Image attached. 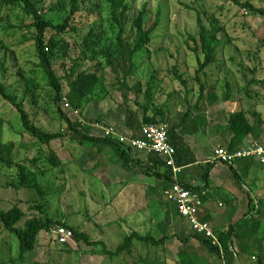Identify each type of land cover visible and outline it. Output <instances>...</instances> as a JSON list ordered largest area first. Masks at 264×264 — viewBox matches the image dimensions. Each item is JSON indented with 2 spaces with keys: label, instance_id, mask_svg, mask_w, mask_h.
Wrapping results in <instances>:
<instances>
[{
  "label": "rangeland",
  "instance_id": "rangeland-1",
  "mask_svg": "<svg viewBox=\"0 0 264 264\" xmlns=\"http://www.w3.org/2000/svg\"><path fill=\"white\" fill-rule=\"evenodd\" d=\"M58 1L47 0L46 6L50 7ZM239 1L242 6L228 0H129L132 8L131 18H136L138 13L146 7L151 19L161 12L163 22L155 34L154 44L149 53L141 54L136 59L140 68L139 73L127 82L130 87L140 84L141 93L130 94L128 104L125 105L122 94L117 89L118 84L112 70L107 68L100 72L101 76L107 78L106 88L109 95L105 100L95 101L89 105L84 117L80 115L86 124L91 126V135L103 137L105 133L102 131L107 128H113L122 133L127 109L138 111L142 118L144 113L135 102L138 99L142 105L146 104L145 92L153 76H156L159 88L164 90L162 95L161 93L157 94V104L163 105L166 102L170 108L175 110L179 108L189 110L192 108L191 106L195 105L200 91L199 83L195 80L198 62L197 58L189 52L186 42L190 35L198 34L199 19L210 29L222 30L218 35V38L223 42L218 63L207 70V76H201L202 82H208L209 86L215 90V95L219 100L211 110V117L219 122L221 129L226 128L232 114L244 111L248 113L252 124L263 129L264 17L254 14L243 5L250 4L258 10H264V0ZM81 9L82 13L78 16L80 30L76 34L65 35V39L71 45L70 54L73 59L79 56L84 39L93 26L104 33L103 44L105 46H114L119 34V30L112 23L110 6L104 1L85 0ZM91 11L96 13L91 14ZM6 15L8 18L5 22L10 21L11 26L15 29L6 31L7 25L3 23L0 26V41L3 42V46H0V62H4L6 53L4 46L11 48L16 60L6 62L8 72L3 73L0 69V81L7 87H13L21 100L25 86L19 84L21 81L19 73H22L26 78L35 77L36 83L41 85L38 92L39 102L37 105L32 104V97L29 96L25 101L27 111L35 120L36 125L44 131L63 132L67 125L61 120V115L57 113L54 105L55 92L46 85L43 75L38 74L35 69V65L38 64L34 39L36 30L29 28L33 24L32 17L21 10L14 13L2 10L1 16L5 17ZM44 16L46 19L60 24L64 22L67 14L66 12L60 14L47 12ZM51 36V34H47L48 38ZM101 62L106 65L103 59ZM67 64L72 66L70 60L67 61ZM94 67L95 63L87 62L84 69L90 70ZM175 67L186 75L190 88H192L188 100L181 82L176 80L173 73ZM171 94L173 97L169 98ZM227 95L232 97L230 103L224 101ZM61 110L73 122H79V118L66 108L64 102L61 104ZM0 123L2 125L1 142L4 146L13 145L11 157L17 163L22 162L31 171H35L36 168L31 164V161L37 158L39 159L38 168L48 169L50 165L47 158L51 151L63 163L62 168L53 169L45 178H40V182H47V186L46 184L42 186L45 194L42 197L36 191L16 190L8 187V184L17 178L19 170L16 167L9 168L0 164V213L8 212L19 206L27 217L31 218L39 214L32 208L36 205H43L46 214L54 221L64 222L76 228L85 226L93 237V241L103 242L106 245V248H93L85 243H77L74 238L68 245L63 246L56 242L55 231L42 232L40 234L41 241L48 246L50 253L44 262L41 261L38 264H80L81 255L85 249L89 251V256L96 254L97 257L105 258L108 257L107 252L117 251L124 244L125 239L134 232L142 236L151 234L156 239H161L166 234L175 236L166 242L165 246L156 249L146 248L138 242L135 244V253L143 258H148L152 264H180L181 260L188 255L198 260L196 264L215 263L214 259L207 258L206 252L196 240L191 242L188 247L183 243L180 237L182 235L181 227L174 229V224L168 225L167 221L163 222L165 217L167 218V212H170L178 221H182L176 206L164 196L159 195L155 201L156 205L151 204L148 209L136 206L129 212L128 208L117 207V201L113 202L112 196L117 191L116 187L80 186L76 180L74 182L67 180L71 172L67 171L68 168L77 166V164L83 166L88 161L86 154L96 153L100 146L72 143L69 136L54 142L50 147L38 146L35 140L24 134L18 112L4 101L1 95ZM93 129L96 130L95 133L92 132ZM215 131L217 130L214 129ZM223 137L225 138V136ZM211 144L214 147H226L225 142H211ZM105 152L111 153L114 150L108 148L105 149ZM137 156L146 159L149 157L145 153H138ZM5 157L9 158L10 156L6 153ZM249 161L253 162V160H245V162ZM237 166L239 165L234 168L218 166L211 170L210 182L211 186H215L216 202L225 204V208L216 207L219 212L228 213L232 209L234 201H238L240 205L244 206L241 207L234 225L245 219L257 221V207L260 203V200L257 199V189H262L264 195V167L258 161L254 162L251 170L247 172L244 169L238 170ZM63 168H66V172L62 171ZM203 169L207 168L203 167ZM183 176V174L178 175L174 179L180 180ZM154 181L150 178L151 183ZM142 211L144 213L141 215ZM136 215H139L138 218ZM145 215L149 218V224L148 228L144 227L142 230L132 221L133 218L139 221ZM122 220H127V222L123 223ZM209 225L214 229V226ZM79 245L81 249H79ZM19 250L17 237L0 223V264H22L19 260ZM138 258L136 257V259ZM118 262L120 264H135L134 259L127 253L121 255Z\"/></svg>",
  "mask_w": 264,
  "mask_h": 264
},
{
  "label": "trees",
  "instance_id": "trees-1",
  "mask_svg": "<svg viewBox=\"0 0 264 264\" xmlns=\"http://www.w3.org/2000/svg\"><path fill=\"white\" fill-rule=\"evenodd\" d=\"M46 1L0 0V26L3 23L7 25L6 31H12L15 28L11 26L10 21L5 22L8 16L2 17V10L11 13L21 10L29 17H32L33 24L29 28L36 30L34 39L38 64L35 65V69H37L38 74L43 75L46 85L55 92L54 105L57 113L61 115V120L66 122L67 125L66 130L60 133H49L36 125L35 120L26 109L25 101L31 96L32 104L37 105L39 102L38 92L41 85L36 83L35 77L26 78L22 73H19L21 77L19 84L25 86L21 100L16 91L13 90V87H7L1 81L0 95L4 101L18 112L24 134L35 140L38 146L43 147H50L54 142L63 140L69 136L72 143L100 146L97 152H103L105 149L111 148L123 163L124 169L129 170L132 168L135 170L136 167H139L149 177L164 181L167 186H172L174 183L173 172L163 163L159 156L150 154L146 163H143V165L141 162L137 163L132 156V153L135 151L131 148L111 138L91 135L92 128L89 124L83 126L78 121L73 122L61 110V104L64 102L65 105L69 104L74 111H78L84 117V113L89 105L95 101L101 102L105 100L109 95V91L106 88L107 78L101 76L100 72L107 68L113 72L118 84L117 89L122 94L125 105L129 103L130 94L141 93L140 84L130 87L127 81L130 78L136 77L139 73L140 68L136 59L141 54L149 53L150 48L153 46L155 34L163 22L162 13L158 12L151 19L150 13L145 7L138 13L136 18H131L132 8L129 0H102L110 6L112 23L119 30L117 43L114 46H105L103 44L104 33L99 31L96 26H93L88 36L84 39L79 56L73 59L70 54L71 45L65 39V35H73L80 30L81 26L78 22V16L82 13L81 6L85 0H59L50 7L46 6ZM228 1L242 6L239 0ZM243 7L254 14L264 17V10H258L250 4L243 5ZM47 12L56 14L66 12L67 16L63 23L56 24L52 20L45 18L44 15ZM90 13L95 14L96 12L91 11ZM198 27V34L190 35L186 42L189 52L197 58L198 62L195 80L199 83L200 91L196 112L189 110L186 114H178L177 118L165 116L164 112L168 104H157V94L161 93L162 95L164 90L157 86L156 76H153L145 92L146 104L142 105L138 99L135 102L137 107L143 111V117H140L138 111L127 109L125 111V126L121 130L124 135L141 139L142 128L145 125L167 124L169 126V141L176 150V163L180 168H186L196 163V159L186 143L185 137H193L202 131L203 114L208 111L209 107H214L219 102L215 95V90L209 86L208 82H202L201 76H207V70L218 63L219 54L223 47V42L218 38V35L222 30L208 28L201 19L198 20ZM47 34H51L52 36L48 38ZM0 46H3L2 41H0ZM4 49L6 53L4 55V62H0V69L3 73H6L8 72L6 62L9 60L15 61L16 58L9 46H4ZM101 59L105 61L106 65L101 62ZM69 60L72 62V66L67 64ZM87 62L95 63V67L90 70L84 69ZM59 71L62 73L60 74ZM173 73L176 80L181 82L188 100L192 88H190L186 75L181 73L177 67L174 68ZM172 97L173 95L171 94L169 98ZM224 101L225 103H230L232 101L231 95L225 96ZM151 110L154 112L152 117L149 116ZM226 132L229 138L225 142L226 147L223 148L230 152H236L245 148V142L250 137H253L258 144L264 145L261 128L252 124L247 112L239 111L232 114L228 120ZM1 136L2 125L0 123V164L9 168L16 167L19 170L17 178L11 181L8 187L16 190L36 191L40 197L44 196L43 187L39 180L51 170L62 168L63 163L61 159L51 151V154L47 158L50 168L39 169V159L36 158L31 161L36 170L31 171L24 163H17L11 157L13 145L4 146L1 142ZM6 153L10 156L9 158L5 157ZM262 166L264 167V165ZM213 168L214 166H208L203 174L205 186H209L210 184L209 174ZM183 185L189 189L203 192L200 187L195 188L190 185ZM32 209L39 212V214L31 218H28L19 206L8 212L0 213V223L7 231L15 235L19 241L20 262L24 261L27 254L38 248L42 232H53L61 228L72 231L76 242L79 244L85 243L93 248H106L103 242H92L90 237L80 232L78 228L64 222L54 221L46 214L43 205H36ZM170 215V212L166 213L168 225ZM263 223L264 201H260L257 207V221L253 222L245 219L220 233L219 241L221 249L214 247L211 240L199 236L194 232L187 238H183L182 241L188 247L192 240H196L206 252L207 258L215 260L214 264H239L238 255L231 250L234 240L241 242L243 239H248L251 243L255 244ZM174 237V235L169 236L166 234L161 239H156L151 234L142 236L134 232L125 239L124 244L116 252H107V254L119 257L127 253L134 259V263L136 264L143 260L141 255L138 256L135 253L134 247L137 242L143 244L146 248L156 249L165 246L166 242ZM262 243H264V239H260L257 242V244ZM136 257L139 258L136 259ZM193 259V256L190 257L188 255L181 260L180 264H196ZM263 260L264 258L258 257L259 264H263ZM147 262L148 264H152L149 259H147Z\"/></svg>",
  "mask_w": 264,
  "mask_h": 264
},
{
  "label": "crops",
  "instance_id": "crops-1",
  "mask_svg": "<svg viewBox=\"0 0 264 264\" xmlns=\"http://www.w3.org/2000/svg\"><path fill=\"white\" fill-rule=\"evenodd\" d=\"M157 86L159 87V84H157ZM159 91H161V89H159ZM197 103L198 101L195 103L194 106H191L192 108H190L189 110L195 111ZM164 104H166V102ZM212 108L213 107H209L208 111L203 114L202 131L193 137H185V141L188 144L193 156L195 157L196 163L189 167L183 168V171L180 175L183 174L184 176L179 180V182L182 184L190 185L195 188L200 187L201 190L206 193V196L204 197V206L200 214V220L203 223H206L208 225L211 224L212 226H214L213 230L216 236L219 238L220 233L228 230L230 226L234 225L235 220L238 219L237 215L241 210V207L244 206L240 205L238 201H234L232 204V209L228 211V213L224 214L219 212L216 207L218 206V208L222 209L225 208V204L221 202H216L215 186H211L210 184L209 186H205L206 183L203 179L205 169H203V167L207 168L208 166H214L213 169H215L218 166H225L222 164L214 163L215 150L220 148L221 146L214 147L212 146L211 142L222 143L226 142V140H228L229 138L228 133L226 132L228 124L225 126L226 128L223 127L220 129L218 124L219 122H217L214 118L211 117ZM189 110H182L180 108L178 110H175L174 108H170L168 106L164 114L167 117L170 116L171 118H177L178 114H186ZM153 114L154 112L153 110H151L149 116L152 117ZM214 129H216L217 131L219 130V132H214ZM95 131L96 130L93 129L92 132L95 133ZM261 134L262 141H264V128L261 129ZM221 135L225 136V138ZM253 143H255V139L253 137H250L246 140L245 147ZM86 155V159H88V161L85 162L83 166L77 164V166L75 165L71 168H68L67 171L71 172L69 173V177L67 180H70L72 182L76 180L77 184H79L80 186L105 185L116 187L117 191L114 196H112V199L114 200L113 202L117 201V207L128 208L129 212L132 210L133 207L136 206H141L143 208L145 207L146 209H148L151 204L156 205L155 201L157 200L158 196H164V192L172 187L167 186L164 181H161L156 178H152L155 181L151 183V177L145 174L139 167H136L135 170H133L132 168L129 170L124 169L123 163L120 161L118 155L115 152H89ZM137 155L138 153H132L135 162H141L143 165V163H146L148 161V157L146 159ZM254 162H257V160H253V162L241 161L237 163V165H239L237 166V169H244V171L247 172L251 170ZM62 171L66 172V168H63ZM51 172L52 171H50L49 173ZM49 173H47L44 178L49 175ZM211 176L212 171H210L209 174V182H211ZM40 183L42 184V186H45V184L47 186V182ZM262 192V189H257V199L260 201H264V195ZM143 213L144 211L141 212V215ZM138 216L139 215H136L137 218ZM170 216L171 217L169 225L174 224V229L181 227L182 230L180 233H182V235L180 237L182 239L187 238L191 233H193L190 230L186 220L182 218V221H178L172 216V214ZM166 221L167 218L165 217L163 222L166 223ZM126 222L127 220L123 221V223ZM132 222L135 223L138 228H141L143 230L144 227L148 228L149 218L145 215L142 216L141 220L139 221L138 219L133 218ZM78 229L84 233H87L90 236L92 242H95L93 241V237L88 233V229L85 226H80ZM257 238V242L260 239H264V223L261 226ZM193 241L194 240H192L191 242ZM257 242L253 244L248 239H243L241 242L238 240H234L231 246V250L236 252V254L238 255L239 264H259L258 257L264 258V243L257 244ZM79 249H81L80 245ZM49 253L50 250L48 246L41 241L40 237L38 248L33 252L27 254L24 258V261L21 263L38 264V262H44ZM88 253L89 251L87 249L82 252L80 264H120V262H118L120 256L113 257L108 255V257L100 258L97 257L98 255L96 254L95 256H89ZM146 255L148 256V253H146ZM142 259L143 260L139 261L141 264H148V258L142 257ZM193 261L196 263L198 260L194 258Z\"/></svg>",
  "mask_w": 264,
  "mask_h": 264
},
{
  "label": "built area",
  "instance_id": "built-area-1",
  "mask_svg": "<svg viewBox=\"0 0 264 264\" xmlns=\"http://www.w3.org/2000/svg\"><path fill=\"white\" fill-rule=\"evenodd\" d=\"M66 108L79 118L80 124L87 125L78 111H74L69 104H66ZM104 133L103 137L118 141L133 151L159 156L163 163L172 170L174 177L183 171V168L178 167L176 163V150L169 141L168 125H145L142 128L141 139L124 135L113 128L105 129ZM245 160H257L264 165V145L253 143L236 152H230L220 147L214 153V163L225 165L228 168H234L237 163ZM164 196L177 207L180 217L186 220L192 232L211 240L214 247L221 249V243L214 230L200 220V213L204 206L203 198L206 196L205 192L189 189L175 178L172 187L164 192ZM54 237L56 242L63 246L68 245L75 238L72 231L64 228L55 231Z\"/></svg>",
  "mask_w": 264,
  "mask_h": 264
}]
</instances>
